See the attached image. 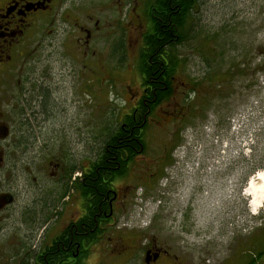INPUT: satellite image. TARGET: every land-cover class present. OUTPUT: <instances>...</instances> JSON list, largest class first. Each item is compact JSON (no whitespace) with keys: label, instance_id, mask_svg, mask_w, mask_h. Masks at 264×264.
I'll list each match as a JSON object with an SVG mask.
<instances>
[{"label":"flooded vegetation","instance_id":"flooded-vegetation-1","mask_svg":"<svg viewBox=\"0 0 264 264\" xmlns=\"http://www.w3.org/2000/svg\"><path fill=\"white\" fill-rule=\"evenodd\" d=\"M165 1L0 0V264H46L37 258L43 259L53 248L60 256L70 255L74 264L78 256L88 264L94 251L105 252V245L115 242L116 218L135 193L136 187L130 184L135 178L133 163L139 159L146 163L138 178L142 185L153 184L172 170L177 177L183 160L189 159L176 155L186 121L212 109L210 100L216 95V100H226L237 85L244 86L245 96L251 90L252 63L218 59L219 31L207 33L205 24L199 25L203 30L197 35V75L189 72L181 80L183 74L177 71L168 76V43L147 58L145 70L138 68L142 54L151 50L146 37L156 38ZM191 1L183 14L191 15L186 28L194 30L204 0ZM170 29L176 31L177 26L172 24ZM153 57L156 63H151ZM107 59L136 60L130 71L133 85L127 84L125 92L106 85L119 79L106 72L110 71ZM255 71L263 73L264 67L259 65ZM237 77H244L245 83L237 84ZM66 81L68 87H64ZM75 81L81 88L73 93ZM94 82L102 86L97 90L102 104L117 110L110 121L116 127L110 128L109 118L104 123L105 137L114 135L117 126L123 131L137 128L136 137L142 143L123 176L109 180L111 173H103V205L98 208L77 189L93 174L94 153L89 148L88 155L77 159L71 146L77 141L86 147L93 142L92 121L78 125L70 111L77 103L79 108L88 107ZM124 116L131 117V127L123 122ZM235 116L222 114L218 123L228 126ZM232 134L235 139L237 133ZM176 177H170V183ZM35 237L38 243L32 245ZM117 244L115 249L121 247ZM166 253L152 241L145 248V262L156 263ZM260 256L264 262V253Z\"/></svg>","mask_w":264,"mask_h":264},{"label":"rangeland","instance_id":"rangeland-1","mask_svg":"<svg viewBox=\"0 0 264 264\" xmlns=\"http://www.w3.org/2000/svg\"><path fill=\"white\" fill-rule=\"evenodd\" d=\"M201 8L200 19L196 16L198 26L192 32L197 37L203 30L199 27L202 24L207 33L219 31L216 49L221 56L218 59H249L251 90L245 96L244 86L237 85L226 100H216V95L210 100L212 109L186 121L182 141L176 149L178 159L189 156L183 160L185 164L178 174L181 176L176 177L172 170L168 175L162 174L161 179V171L155 183L142 185L138 178L145 171L146 163L140 159L133 163L131 172L135 178L130 184L136 187V194L118 214V230L113 236L121 247L115 249V242H108L105 245L108 249L101 253L94 251L88 264H147L145 248L152 241L167 253L150 264L264 263L259 256L264 250V205L253 214L251 199L244 193L251 179L258 173L264 174V71L258 74L255 71L259 65L264 67V0H204ZM199 45V41L191 39L177 46L179 55L189 59L187 70L180 73L181 80L189 72L197 75L200 58L192 47L198 49ZM115 60L107 59L110 71L106 72L119 79H111L106 85L123 93L126 85L132 84L130 71L136 60L122 59L119 63ZM67 81L64 87H68ZM244 81V77L236 78L237 84ZM72 86L69 87L73 93L81 88L79 81ZM100 86V82L91 85L94 90L92 100L89 101L91 96L87 98L90 102L87 108H79L77 103L70 111L71 115L76 114L78 125L80 121H92V133L95 129L103 130L108 118L110 128L116 127V122L110 124V121L117 110L102 104L101 91H97ZM207 90L201 91L205 94ZM73 93L70 97L80 102ZM226 113H235L234 121L228 126L220 125L218 118ZM233 132L237 133L235 139L231 138ZM85 145L79 141L71 143L77 159L88 155L85 153L89 148L92 152L98 149L96 142ZM170 177H176L173 184ZM163 191H167L165 196ZM36 237L32 245H37L39 238ZM28 259L31 262L32 256Z\"/></svg>","mask_w":264,"mask_h":264},{"label":"trees","instance_id":"trees-1","mask_svg":"<svg viewBox=\"0 0 264 264\" xmlns=\"http://www.w3.org/2000/svg\"><path fill=\"white\" fill-rule=\"evenodd\" d=\"M191 0H168L164 2L165 11L159 17V21L156 24V38H148L146 45L151 46V50L145 55L142 54L140 61H138V68L145 70L148 64V57L160 51L163 45L168 43V76H174L177 71L183 72L185 66L188 64L189 59H183L176 50L177 46L183 45L191 39L197 41L196 34L192 31V28L188 29L186 26H190L187 20L190 19V14H183L184 10L191 4ZM188 11V10H186ZM189 18V19H188ZM177 26V30L170 29V25ZM165 26V27H164ZM168 28V29H167ZM192 50H196L198 53L197 46L192 47ZM151 63H156L157 59L153 57ZM156 65V64H155ZM160 89L162 86H158ZM169 94V91H168ZM123 122L128 123L131 127V117L124 116ZM106 129L100 130L95 129L92 133L93 142L98 144V149L94 153V159L92 163L93 174L83 184L78 185L77 189L81 192V195L86 198L90 197L91 202L93 200L96 208L99 205H103L104 195V184H102V175L109 171L111 175L108 176L109 180H113L115 177H121L125 173L126 165L132 160L135 150L140 147V140L137 135V128H129L125 131L117 126L114 129V135L109 134L108 137L104 135ZM128 152L127 157L123 158L120 154ZM115 166H120L121 169L116 171ZM88 199H86L87 201ZM97 213V212H96ZM91 215H94L93 212ZM91 217V218H90ZM89 217V224H93V216ZM83 231V230H79ZM89 236V235H88ZM96 238V237H94ZM80 238H77V241ZM264 253V250L262 251ZM261 253V254H262ZM260 256V255H259ZM70 255L61 254L58 255L53 248L43 259L37 260L46 264H74L71 262ZM254 261V260H253ZM75 264H83L81 257L78 256Z\"/></svg>","mask_w":264,"mask_h":264},{"label":"bare ground","instance_id":"bare-ground-1","mask_svg":"<svg viewBox=\"0 0 264 264\" xmlns=\"http://www.w3.org/2000/svg\"><path fill=\"white\" fill-rule=\"evenodd\" d=\"M244 193L251 199L249 205L252 207L253 214H257L264 205V174L258 173L251 179Z\"/></svg>","mask_w":264,"mask_h":264}]
</instances>
